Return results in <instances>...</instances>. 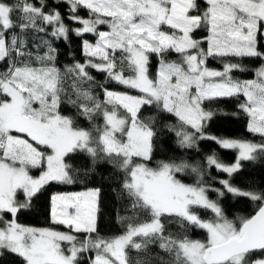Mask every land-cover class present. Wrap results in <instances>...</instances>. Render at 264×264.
<instances>
[{"label":"snow or ice","instance_id":"6c2138e0","mask_svg":"<svg viewBox=\"0 0 264 264\" xmlns=\"http://www.w3.org/2000/svg\"><path fill=\"white\" fill-rule=\"evenodd\" d=\"M59 3L65 4L66 14L59 11ZM58 4L0 0V257L13 254L21 264H80L81 254L92 252L89 264H151L153 259L159 264H264V189L232 183L242 162L264 158V0ZM65 15L79 26L66 24ZM198 31L206 34L196 37ZM87 34L94 41L85 38ZM71 36L81 40L83 62L69 51L73 62L59 66L54 42L70 46ZM170 53L178 59L169 60ZM152 55L158 57L155 75L150 71ZM245 58L260 64L254 78L241 80L233 73L248 71ZM210 59L221 68H209ZM90 70L138 94L105 87ZM94 87L102 90L103 99ZM232 99L238 101L237 111L211 107ZM65 103L75 115L62 112ZM145 106L176 119L177 125L167 127L175 131L180 147L195 148L209 140L237 153L231 164L215 151L205 158L207 168L227 174V179L218 180L221 188L206 182L204 168L186 162L149 166L157 116H142ZM240 114L259 142L206 131L215 117ZM77 117L90 126L81 127ZM77 155L88 160V167H74L70 160ZM101 161L124 173L122 193L130 199L131 210L147 219L134 223L135 216H120L124 231L101 234V189L92 188L51 196V222L68 231L19 223V214L32 209L48 184H74L78 173H94ZM187 171L195 174V183L178 178ZM226 194L249 199L256 206L254 214L229 218L220 202ZM201 210L210 211L211 217H202ZM165 219L183 233H166ZM190 229L203 230L205 238H190ZM153 246L168 259L150 255Z\"/></svg>","mask_w":264,"mask_h":264},{"label":"trees","instance_id":"16d2710c","mask_svg":"<svg viewBox=\"0 0 264 264\" xmlns=\"http://www.w3.org/2000/svg\"><path fill=\"white\" fill-rule=\"evenodd\" d=\"M50 7H56L58 0H48ZM59 11L62 14H66L67 8L65 4L59 3ZM81 16H87L85 10H81L79 13ZM65 23L70 27L75 26L65 15ZM206 33L198 31L195 33L196 37L204 36ZM27 37L31 38L33 34L31 32L26 34ZM85 38L92 41L93 36L87 34ZM70 46L66 45L65 42L55 41V47L59 50L58 65L63 66L64 64H71L73 57L68 55L69 51L74 53V59L83 62L84 57L80 52V38L71 36ZM31 39H29V47H31ZM169 60H177L178 56L175 53H170L168 56ZM151 67L150 71L152 74L155 73L156 66L158 64V57L152 55L150 57ZM243 63L247 65L248 71L240 72L236 71L233 76L238 79H248L253 77L254 70L259 66V60H251L245 58ZM4 65H0V70ZM208 67L220 69L221 64L215 60H209ZM91 75L95 77V80L99 84H104L105 87L116 90V91H129L131 94H138L135 90L125 89L123 86L117 85L113 82H105V74L90 70ZM70 81L66 84L69 94H71ZM93 92L99 94L100 98L103 99V92L99 87H94ZM243 100V97L240 98ZM237 100H226L221 101L218 105H211V107H222L228 112L237 111L236 104ZM210 105H205L209 107ZM62 112L66 115H75L76 110L69 104L65 103L62 105ZM149 114H155L157 116L156 124L154 129L156 135L153 138V154L152 160L149 164L151 167H155L157 162H175L181 163L186 162L193 166H199L206 170L205 180L210 183L213 187L221 188L222 186L218 183L219 179H227V174L217 172L215 168H207L206 157L215 151L219 159L226 163H233L236 159V152L234 150H223L218 145L209 140L200 141L195 148H182L178 144V137L175 131L169 130L168 125H177L176 119L167 113H157L154 108L145 106L142 109L141 115L146 116ZM77 122L81 127H89L90 124L87 120L82 117H77ZM98 124H102V120H97ZM247 117L240 114L239 118H233L231 116H217L208 125L206 131L216 136H225L231 138H239L243 140H250L253 142H259V136H253L246 130ZM70 162L74 167L84 169L88 167V160L84 156H73ZM178 178L185 183H195V174L187 171L185 173L177 174ZM124 173L117 170V167L107 161H101L95 165L94 173L84 175L80 172L76 176V182L71 185L58 184L52 182L48 184L41 194L34 199L32 209L30 211H24L19 214V223L38 227H49L59 231H68L63 225H56L51 222L50 219V198L51 194L57 191H72L80 190L88 187L100 188V213L98 219V231L105 235L111 236L116 235L124 231V224L118 222L120 216H135L134 223H138L142 220L147 219L144 213L134 212L130 208V199L122 193L121 184L123 181ZM215 177V180L211 178ZM232 183L240 188L258 187L264 189V158H260L256 161H245L242 162V169L234 174L232 177ZM209 196L212 199H216V194L209 192ZM221 204L225 208L229 218L236 216H249L255 210L256 206L247 198L233 197L231 194H226L221 199ZM200 215L204 218H210V211H200ZM166 233L170 232L175 236H180L183 230L176 223H168L167 219L164 220ZM82 236V234H77ZM192 239H204L206 233L199 229H190L187 232ZM159 253L165 260L168 259L167 255L160 252V250L153 246L150 249V255ZM94 254L92 252L83 253L80 256V264H89L90 257ZM0 264H21L19 257L13 254H5L0 257ZM151 264H159V261L153 259Z\"/></svg>","mask_w":264,"mask_h":264},{"label":"rangeland","instance_id":"374dc122","mask_svg":"<svg viewBox=\"0 0 264 264\" xmlns=\"http://www.w3.org/2000/svg\"><path fill=\"white\" fill-rule=\"evenodd\" d=\"M85 17H86V16H85ZM75 26L78 27L79 25H75ZM100 30H107V29H106V26H100ZM92 41H94V37H93ZM205 46H206V45H205ZM157 68H158V64H157V66H156L155 73H156ZM209 68H211V67H209ZM213 69H216V68H213ZM155 73H154L153 75H155ZM252 78H254V75H253V77L248 78V79H252ZM243 80H244V79H243ZM236 155H237V153H236ZM230 164H231V163H230ZM32 174H33V175H39V171H38V170H33V173H32ZM92 188H94V187H88V188H84V189H80V190H72V191H57V192L52 193L51 196H52L53 194H71V193H77V192L86 191V190H88V189H92ZM50 219H51V218H50ZM23 225H25V224H23ZM26 226H31V225H26ZM32 227H37V228H49V227H38V226H32ZM55 230H56V229H55Z\"/></svg>","mask_w":264,"mask_h":264},{"label":"water","instance_id":"95a60500","mask_svg":"<svg viewBox=\"0 0 264 264\" xmlns=\"http://www.w3.org/2000/svg\"><path fill=\"white\" fill-rule=\"evenodd\" d=\"M254 212H255V211H254ZM254 212H253L252 214H254ZM252 214H251V215H252Z\"/></svg>","mask_w":264,"mask_h":264}]
</instances>
